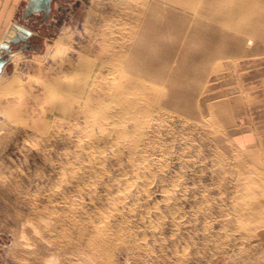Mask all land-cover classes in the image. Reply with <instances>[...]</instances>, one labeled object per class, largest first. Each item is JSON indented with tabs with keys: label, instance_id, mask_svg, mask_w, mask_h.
Returning <instances> with one entry per match:
<instances>
[{
	"label": "rangeland",
	"instance_id": "1",
	"mask_svg": "<svg viewBox=\"0 0 264 264\" xmlns=\"http://www.w3.org/2000/svg\"><path fill=\"white\" fill-rule=\"evenodd\" d=\"M208 1L53 0L24 22L34 50L0 75V264H264V0L230 22ZM149 15L175 43L198 29L192 105L114 80Z\"/></svg>",
	"mask_w": 264,
	"mask_h": 264
},
{
	"label": "bare ground",
	"instance_id": "2",
	"mask_svg": "<svg viewBox=\"0 0 264 264\" xmlns=\"http://www.w3.org/2000/svg\"><path fill=\"white\" fill-rule=\"evenodd\" d=\"M246 2H248V0H209L208 3L212 7L208 9L206 16L208 18H212L216 22L233 21L235 20L234 18H237L239 15H241V13L242 17L247 18L248 13L251 11V8L248 9L246 7ZM260 11L261 10L259 9V12ZM253 21L255 24V18ZM171 22L175 25L181 23L180 19L177 16H174ZM159 23L160 22L157 21L156 18L152 15L144 17L143 25L138 32L135 46H130L121 54L120 52H116L113 54V57L116 60H122V58L127 59V63L121 65L124 66V69L122 70V76L120 78H117V76L114 75L115 72L112 73V75H114L115 77L114 80L116 81L118 86H120L121 84L127 85L129 83H134V81L150 82V84L154 86L153 90H156L158 93H163L165 87L171 89L173 87H177L179 90L173 91L178 94L179 98L181 97V95H183V98L188 99L187 101H189V103L191 102L192 105L194 102V95L192 94V89H189V87L192 81L193 69L196 64L198 65L202 61L204 62L206 58L204 55L205 53H200L198 51H196L197 53H195L194 51L195 54H189L190 50H194L192 48L191 42L194 36V32H197L198 29L194 28V26L191 27L190 24L183 23L182 27L180 26V29H182V33L178 36L181 39L184 38V41L180 42V44L175 43L177 42L176 40L173 41L176 36H174L172 40H166V32L168 33L169 28L165 24ZM151 24L153 31L148 30V26ZM246 24H251V22L246 21ZM250 27H252V25H250ZM146 30H148V32ZM208 33L210 35V39L214 42V46L227 44L235 47L234 50L240 49V47L242 46V43L239 42L237 38L230 36L228 33H217L214 30H209ZM247 44V41H245L246 47L248 46ZM251 47H254V45ZM249 49L252 50V48ZM172 51L175 52L173 54H169ZM255 51L256 50H253V52ZM15 52H13L12 55ZM164 52H166L167 55H162ZM168 55H170L171 57H168ZM133 57L134 60L129 64V60ZM19 58V55L15 54L13 57V61L18 62ZM171 63L173 64V71L166 70L167 68H169ZM116 68L117 66L111 67V71H115ZM183 69H185L186 72H183ZM10 85L11 83H4L0 81V100L2 99V96H5V94L8 92ZM161 86L163 87V90L160 88ZM194 112L195 110L193 105L192 114ZM246 197H250L249 192L246 193ZM257 210L258 207L253 204V202H238L235 205V211L240 217L251 215ZM260 238L263 242L264 238L262 235Z\"/></svg>",
	"mask_w": 264,
	"mask_h": 264
},
{
	"label": "water",
	"instance_id": "3",
	"mask_svg": "<svg viewBox=\"0 0 264 264\" xmlns=\"http://www.w3.org/2000/svg\"><path fill=\"white\" fill-rule=\"evenodd\" d=\"M52 5L53 0H28L26 2L20 21L11 25V29L14 30L13 38L9 42L0 43V74L11 59L13 52L17 50L23 52L34 50L32 43L36 34L31 27L24 25V22L36 16L42 17L41 22L47 24L52 14Z\"/></svg>",
	"mask_w": 264,
	"mask_h": 264
},
{
	"label": "crops",
	"instance_id": "4",
	"mask_svg": "<svg viewBox=\"0 0 264 264\" xmlns=\"http://www.w3.org/2000/svg\"><path fill=\"white\" fill-rule=\"evenodd\" d=\"M27 1L28 0H0V42L6 40L7 36L11 34L14 35L13 30H11V25L20 20L22 10Z\"/></svg>",
	"mask_w": 264,
	"mask_h": 264
},
{
	"label": "flooded vegetation",
	"instance_id": "5",
	"mask_svg": "<svg viewBox=\"0 0 264 264\" xmlns=\"http://www.w3.org/2000/svg\"><path fill=\"white\" fill-rule=\"evenodd\" d=\"M13 32H14V30H13ZM13 36H14V35H13V34H11L10 38H12ZM10 38H9V39H10ZM9 39H8L7 41H9ZM6 66H7V65H6Z\"/></svg>",
	"mask_w": 264,
	"mask_h": 264
}]
</instances>
